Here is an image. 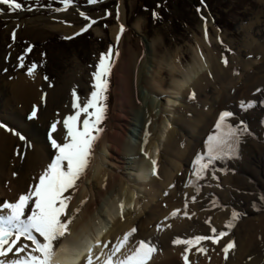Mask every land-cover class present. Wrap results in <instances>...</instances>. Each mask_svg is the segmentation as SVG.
<instances>
[{
  "label": "bare ground",
  "instance_id": "bare-ground-1",
  "mask_svg": "<svg viewBox=\"0 0 264 264\" xmlns=\"http://www.w3.org/2000/svg\"><path fill=\"white\" fill-rule=\"evenodd\" d=\"M120 22L124 23L122 18ZM54 29H59L65 34L72 32L71 29L61 26H55ZM117 35L118 29L115 28L112 36L116 38ZM128 39L123 41L118 62L119 69L117 68L116 73L117 105L106 128L102 127L104 131L94 148V158L86 178L80 182L69 205L70 210L79 207L81 211L76 214L75 221L71 225V235L66 236L56 245L55 264H85L89 247H92L94 257H101L98 263L102 264L104 256H101V252L104 249L95 246L97 239L102 243L107 242L103 240L107 228L101 221H107L111 216L117 218L118 214L120 216L121 202L124 204V211L132 207L130 208L132 214L124 221L118 218L114 221L117 228L111 232V243L104 253H107L125 233L135 227L137 231L128 247L131 248L141 240L154 245L157 252L149 264H184L182 253H184L185 245L174 244L175 239L211 235L212 227L217 232L228 230L222 227L226 220L225 216H212L208 210H204L201 214L198 212L204 206L209 208V201L197 199L192 202L193 195L188 188L180 192L182 176L178 173L183 163L189 165L190 159L194 156L199 143L198 136L195 134L196 130L200 136L203 135V132L211 127L213 116L220 110L215 112L210 109L208 112L199 113L194 124L192 121L190 123L187 119L181 118L180 121L187 125V134L194 141V146L187 144L184 148H180L181 141L175 135L173 136L174 112H177L176 101L179 96L185 100L193 93L198 95L208 86H212L210 84L214 86L215 83L220 84L222 88L220 94L213 97L211 107H214L219 100L218 106L221 107V113L228 110L226 106L231 107L235 100L241 99L239 98L240 92H243L244 98L255 100L259 93L257 88L262 85L261 82H264V78L259 77L264 74V57L262 60L255 61V59L249 62L247 69H252L251 74L246 70L240 72L239 77L233 80L228 71L218 62L220 58L214 54L210 46L204 45L209 44L208 38L204 36L199 49L202 51L201 46L209 49L210 60L203 56H193V62L184 67L180 64V57L177 53L173 58L167 53L163 56V61L159 62L156 67H152L150 75L151 70L147 72V69L148 65L155 61L157 43L154 41L151 44L148 53L146 47V50L139 49L133 54ZM260 50L264 52V44L255 45L251 51H257L259 54ZM163 62H166L165 67L171 75L168 90L164 89L162 80H157L163 71L162 68L157 67ZM176 75L179 78H176ZM44 88L45 85L37 75L29 76V78L19 76L5 86L6 99L5 104L2 105L3 112L0 117V201L14 202L20 194L27 193L38 183L40 174L55 158L57 152L52 148L48 139L51 124L60 122L57 124L58 132L52 135L58 142H63L66 130H63L62 121L75 112L72 107L73 91L60 89L61 91L49 92ZM232 88H235L234 93L229 91ZM76 95L80 97L78 91ZM34 106L37 108V115L29 119ZM170 107L172 108L167 110ZM27 109L29 113L27 112L25 117L24 113ZM138 111L144 118L141 130H145V135H148L143 139H141L142 133L136 132ZM256 113L257 117L249 120L254 128L258 126L259 115H262L264 111L260 114L259 111ZM170 115L173 116L170 117ZM239 117L241 119L246 116L239 115ZM83 118L82 115L81 120ZM20 136L25 139L21 140ZM130 136H134L138 142L137 140L130 141ZM165 139L166 154L170 158L168 160L170 162L166 160L168 163L161 161V147ZM250 146L255 147L254 144ZM248 154V151L238 149V155L227 157L224 164L227 167L235 165L239 169L243 168L241 163L245 161L247 165L244 166L248 164L250 166L254 161ZM152 160H156L157 164L161 161L158 169L159 180L153 175ZM129 168L135 172V177L138 179L135 187L131 185L135 182V178L130 180L125 173ZM141 192L143 197L140 198L138 193ZM109 197L114 200L110 201ZM81 201L86 202L81 204ZM186 203V211L190 216L193 210L195 213L198 212L196 219L192 216L189 219L183 215ZM177 209L181 210V213L172 217L171 213ZM209 218L214 221L210 225L206 223ZM237 221L238 219L235 222ZM151 227L152 230L148 231ZM236 232L235 239L238 244L236 243L235 251L231 252L227 260L223 257L222 249L233 239V232H229L219 244L205 241L204 245L209 249L207 256L197 254L193 249L189 255L191 264H264V247L262 254L257 253L256 255L254 252L259 250L257 246H254L255 242L264 241V213H259L254 218L244 221ZM38 239L42 241L39 236ZM249 257L252 259H248Z\"/></svg>",
  "mask_w": 264,
  "mask_h": 264
},
{
  "label": "rangeland",
  "instance_id": "rangeland-1",
  "mask_svg": "<svg viewBox=\"0 0 264 264\" xmlns=\"http://www.w3.org/2000/svg\"><path fill=\"white\" fill-rule=\"evenodd\" d=\"M22 1L24 0H19L20 3ZM156 1L157 5L155 6L153 4ZM199 2L200 6L196 8L181 0H99L98 3H89L88 6L82 7L88 3V0H73L67 11H56V9L64 8L61 0H51L50 4L47 2V5H45V1H40L47 8H37L33 7L31 2L28 4L23 2L24 10L18 11H13L8 5L0 3V117H2V105L5 104L6 99L5 86L12 83L19 76L29 78L28 69L33 64L37 65L34 75L40 76L41 82L45 85L44 90L49 92L60 89L65 91L75 90V92L78 91L82 99L88 98L93 91L92 74L96 71L101 54L107 53L111 46L113 53L115 54L118 51L119 55H113L114 63L109 77V88L105 102L107 105L106 119L100 125L106 128L110 117L114 114L115 105H117L115 98L116 73L119 69L118 62L121 56L122 44L126 38H129L128 44L132 48V53L138 52L139 49L144 51L146 47L148 53L151 44L154 41L157 43L156 53H153L157 63L153 61L148 65L147 72H149L153 66L156 67L159 62L163 61V56L167 53L172 55L171 58L177 53L180 57V64L184 67L193 62V56H203L210 60L209 49L203 46H201L202 51L199 49L201 41H204V36L206 37L205 30H207L209 44L205 43L204 45L210 46L214 54L220 58L218 62L228 71L231 78L236 80L241 74L240 72L246 70L251 74L252 69H247L249 62L255 59V61H259L264 57V52L261 50L259 54L257 51H251L255 45L264 44V0H199ZM147 3L149 5H146ZM74 5L81 6V9L76 10L73 7ZM29 8L32 11H29ZM117 11H119V19H117ZM81 12L96 20L97 23L77 39L76 37L79 35L74 34L88 23L87 20L81 17ZM153 13L156 15L154 16ZM121 18L124 23L120 22ZM121 23L124 24L126 31L120 35L119 42H117V37L113 38L112 36V31L117 28L119 33ZM55 26L69 28L72 32L65 34L59 29H54ZM13 32H15V39H13ZM65 37L73 38L66 39ZM28 48H31L30 52H26ZM21 56L24 57L23 67L20 66L21 61L19 58ZM225 59L228 61L227 64L224 63ZM165 63L163 62L157 67L163 70L157 80H162L165 86L164 89L168 90L171 75L167 71ZM149 73L151 75L152 70ZM209 76L212 77L210 74ZM175 77L179 78L178 75ZM259 77L264 78V74L259 75ZM260 84L262 85L257 88L259 93L255 100L244 98L243 92H240L239 98L241 99L235 100L231 107L226 106L228 109L226 111L233 113L228 122L236 127L247 128V133L240 137L238 149L248 151V155L251 156L254 163L250 166L249 164L244 166L246 162L243 161L241 163L243 168L238 169L235 165L227 167L224 164V160L228 159L227 157L214 161L205 178L196 182L200 187L198 194L195 187L189 184L190 181H195L192 175V163L198 153L202 154L205 151L207 137L215 132L214 126L222 110L218 106L219 100L214 107H211V104L213 97L220 94L222 86L218 83H215L214 86L210 84L212 86H208L199 94L197 93L195 99L186 98V102L179 96L175 106L177 112H174L173 136L175 135L181 141L180 148H184L187 144L193 147L194 141L187 134V125L182 123L180 119L185 118L194 124V120L199 113L208 112L210 109L215 112L220 110L218 113H214L211 127L204 131L203 135L200 136L196 130L195 134L198 136L199 143L197 142L194 156L190 159L189 165L183 163L181 170L178 172L182 176V189L180 192L188 188L191 195L196 197V200L209 201V208L204 206L198 212L201 214L204 210H208L212 216H225L226 220L222 225L224 228L231 219L232 213H238V221L235 222L234 228L230 231V233L233 232L234 236L231 241H235V244H238L235 238L236 229L239 225L244 224V221L254 218L259 213H264V199H261V197H264V113L259 115L260 118L256 128L249 121L257 117L256 114L258 113L256 112L259 111L260 114L264 111V82ZM229 91L234 93L235 88ZM150 95L153 97L151 93ZM242 102L244 104L254 102V107L245 109L241 106ZM171 108H167V110ZM28 110L24 113L25 117ZM188 110L189 112H187ZM239 115H245L246 117L240 119ZM137 116L136 132H141V139H143V137H148V135H145V130H141L144 118H142V113L139 111ZM131 130L133 131V128ZM135 140L137 139L134 136H130V141L134 142ZM162 143L161 161L166 163L170 160L166 154V139ZM251 144H254L255 147H251ZM161 161L157 164V172ZM248 161H250V158H248ZM10 167H13L12 163ZM125 173L130 180L133 177L135 178V182L131 183L135 187V184L138 183L135 172L129 168ZM154 176L155 179L159 180L158 174ZM213 176L216 178H213ZM138 194L140 198L143 197L142 192ZM136 197L138 196L136 195ZM109 200L114 199L109 197ZM201 204L203 206V203ZM130 208L124 211L123 218L119 214L117 218L121 221L128 219L132 214ZM211 208L213 210H210ZM197 213L193 210L192 218L196 219ZM117 218L111 216V218L108 217L107 221H101L107 228L103 240L111 241V232L117 228L114 225ZM209 220L210 223L214 222L211 221V218L207 221ZM150 230H152V227L148 229V231ZM254 246L259 249L258 252L254 251L256 255L263 253L264 241H257ZM100 248H102V245ZM102 251L104 252L105 249ZM248 259L252 258L249 257Z\"/></svg>",
  "mask_w": 264,
  "mask_h": 264
},
{
  "label": "snow or ice",
  "instance_id": "snow-or-ice-1",
  "mask_svg": "<svg viewBox=\"0 0 264 264\" xmlns=\"http://www.w3.org/2000/svg\"><path fill=\"white\" fill-rule=\"evenodd\" d=\"M61 2L64 8L56 9V11H67L73 0H61ZM98 2L99 0H88L90 4ZM0 3L8 5L13 11L24 10V5L19 0H0ZM28 10L32 11L31 8ZM80 15L88 23L74 35L87 32L97 23L96 20L87 16L84 12H81ZM153 15L156 14L153 13ZM117 19H119V11H117ZM125 31L126 28L121 23L117 42H119L120 35ZM205 31L207 38V30ZM65 38L71 39L73 37ZM13 39H15V32H13ZM30 51L31 48L26 50V52ZM113 55L118 56L119 53L117 51L114 54L111 46L107 53L101 54L96 71L92 74L93 91L88 98L82 100L73 90L72 107L75 112L62 121L63 130H66L63 142H58L52 135L58 132L57 124L60 122L57 121L51 124L48 138L52 148L56 149L57 152L55 158L40 174L38 183L31 187L27 193L20 194L16 201L0 203V264H55L57 243L66 236L71 235V225L81 208L70 210L69 205L74 193L79 188L80 182L86 178L87 171L94 158V148L104 131L100 125L106 119L107 105L105 102L109 88V77L114 63ZM19 59L21 61L20 66L23 67L24 57L21 56ZM224 63L227 64L228 61L225 59ZM36 68L37 65L35 64L29 67L28 75L33 76ZM190 98L195 99V93ZM241 106L245 109L252 108L254 102L247 104L242 102ZM36 115L37 108L34 106L29 119L35 118ZM82 115L84 118L81 120ZM232 116L233 113L229 111H224L219 115L214 126L215 132L209 135L205 142V151L202 154L198 153L192 163V175L195 181H190L189 184L195 187L197 194L200 187L196 182L205 178L214 161L238 155L240 137L247 133V128L236 127L229 123L228 119ZM19 138L21 140L25 139L23 136ZM152 165L153 175H157V161L152 160ZM213 178L216 177L213 176ZM261 199H264V197H261ZM191 200L195 202L196 197H191ZM85 202L81 201V204ZM186 209L187 203L183 215L190 219L191 216ZM123 213L124 204L121 202V218H123ZM180 213L181 210L177 209L171 213V216L176 217ZM238 218L239 214L233 212L231 219L225 225L228 231L217 232L212 227L211 235L175 239L174 244L185 245L184 253H182L184 264H191L189 255L193 249L197 254L207 256L209 249L204 245V242L211 241L212 244H219L235 226V221ZM206 223L210 224V220ZM136 231L137 229L133 227L107 253L102 251L101 256H104L102 264H149L154 254H156L157 248L143 240L138 241L136 245L129 248L131 238ZM38 236L42 238V241L38 239ZM109 243L111 242L102 244L97 239L95 246L101 247L102 245L103 249H108ZM235 247V241H229L223 247L225 260L228 259L230 251H233ZM100 258V256L94 257L92 247L88 248L86 264H98Z\"/></svg>",
  "mask_w": 264,
  "mask_h": 264
},
{
  "label": "trees",
  "instance_id": "trees-1",
  "mask_svg": "<svg viewBox=\"0 0 264 264\" xmlns=\"http://www.w3.org/2000/svg\"><path fill=\"white\" fill-rule=\"evenodd\" d=\"M39 1V2H38ZM40 1L42 2V1H45L46 2V4L45 5H47V2H48V0H24V1H22V3L24 2V3H26V4H28V3H32V6L33 7H37V8H43V7H46L45 5H42V3H40ZM163 1H166V0H163ZM171 1H175V0H171ZM181 1H186V2H188V4H190V5H192V6H194V7H199L200 6V2H199V0H181ZM157 3V1L156 2H154V4L153 5H157L156 4ZM48 4H50V2H48ZM89 5V3H87L86 5H83L82 7H86V6H88ZM146 5H149V3H147ZM168 5H169V3H168ZM170 5H172V4H170ZM83 36V34H80L79 36H77L76 38L78 39V38H80V37H82ZM74 39H75V37H74ZM77 39H75V40H77ZM29 67H31V65L29 66Z\"/></svg>",
  "mask_w": 264,
  "mask_h": 264
}]
</instances>
